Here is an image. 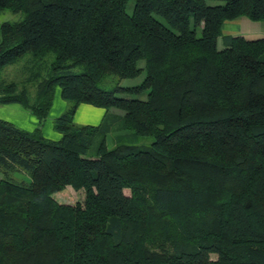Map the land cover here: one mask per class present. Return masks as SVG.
<instances>
[{"label":"trees","instance_id":"obj_1","mask_svg":"<svg viewBox=\"0 0 264 264\" xmlns=\"http://www.w3.org/2000/svg\"><path fill=\"white\" fill-rule=\"evenodd\" d=\"M3 9L19 17L0 22V104L41 121L56 86L68 103L57 139L0 118V264H264V36L222 34L264 20V0ZM25 55L23 78L2 79ZM80 103L100 121L74 122ZM116 123L152 141L108 145ZM67 185L82 203L53 196Z\"/></svg>","mask_w":264,"mask_h":264},{"label":"rangeland","instance_id":"obj_2","mask_svg":"<svg viewBox=\"0 0 264 264\" xmlns=\"http://www.w3.org/2000/svg\"><path fill=\"white\" fill-rule=\"evenodd\" d=\"M19 17L18 13H13L7 9H3L0 11V22L3 20H16ZM241 19H244L247 23L251 25H257V27L261 28L264 27V20L260 21H252L247 17L240 16L231 20H225L222 25V34L224 35H242L246 38L251 37L248 32L252 29L245 27L244 23H242ZM255 26L253 28L255 29ZM242 31V33H240ZM248 31V32H247ZM245 32V33H243ZM220 42V40H219ZM28 55L23 56L22 58L18 59L17 61L7 64L1 70V78L4 80H15L19 81L23 78L26 74V67L27 63H24L27 59ZM139 79L136 78V80ZM129 78L122 79V83L129 84ZM134 80V79H133ZM127 96L134 95L133 93H124ZM68 101L61 98L59 95V87L56 86L53 92V100L48 110L46 117L39 121L33 114H29L28 119L25 117L24 113H18L14 109L19 110L22 109L23 111L28 112L26 108H24L19 103H6L0 104V118L10 120L14 122L15 125L26 129L32 130L35 127H39L43 136L51 139H57L59 137V132L54 128V118L66 107ZM78 109L74 114V122L76 123H88V124H96L99 122V118L103 114V108L98 106H93L90 104H79ZM20 111V110H19ZM31 115V116H30ZM108 119V117H107ZM117 124V123H116ZM119 124L112 125L110 130L106 132V142L108 145L123 142V143H131L137 144L141 146H147L152 141L151 135H138L133 134L129 130H124L123 128H118ZM98 139H95V142ZM94 142V143H95ZM17 180H25L29 179V175L25 172L15 173L14 175ZM125 194H129V190L127 188L123 189ZM53 196L60 202H67L72 203L74 201H78L82 203L84 197V190L82 187L79 188H72L71 186H65L61 191L54 193ZM211 258H215V254H210Z\"/></svg>","mask_w":264,"mask_h":264},{"label":"crops","instance_id":"obj_3","mask_svg":"<svg viewBox=\"0 0 264 264\" xmlns=\"http://www.w3.org/2000/svg\"><path fill=\"white\" fill-rule=\"evenodd\" d=\"M241 21H242V23H244L245 25V27H248L249 29H252L251 31H247L248 32V34L251 36V37H249V38H254V37H259V36H264V27H261V28H259V27H257V25L255 26V25H251L250 23H247L244 19H241ZM253 26H255V29L253 28ZM240 33H242V31H240ZM243 33H245V32H243ZM80 104H86V103H80ZM79 107H77V109H78ZM76 109V110H77ZM15 111H17L18 113H24V115H25V117L28 119V117H29V114H31L29 111L28 112H26V111H23L22 112V109H20V107H19V110H17V109H14ZM76 112V111H75ZM31 116V115H30ZM101 118V117H100ZM99 118V119H100ZM10 121V120H9ZM100 121V120H99ZM12 122V121H11ZM12 123H14V122H12Z\"/></svg>","mask_w":264,"mask_h":264}]
</instances>
